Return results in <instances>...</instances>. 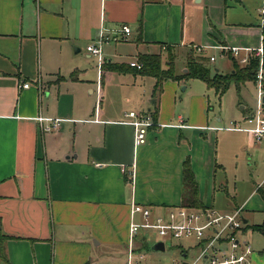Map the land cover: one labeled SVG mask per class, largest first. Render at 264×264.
Listing matches in <instances>:
<instances>
[{
  "label": "crops",
  "instance_id": "obj_1",
  "mask_svg": "<svg viewBox=\"0 0 264 264\" xmlns=\"http://www.w3.org/2000/svg\"><path fill=\"white\" fill-rule=\"evenodd\" d=\"M261 11L259 0H0V227L7 237L0 264H128L132 205L150 210L151 221L183 206L187 160L204 208H213L203 194L217 170L225 169L217 163L221 148L234 154L264 150V142L232 129L254 109L242 107L236 120L217 127L221 119L210 123L202 98H195L202 102L200 112L192 102L189 109L177 107L181 84L193 80L165 81L155 95V78L101 73L87 47L104 30L110 40L103 64L125 65L141 55H161L167 46L182 54L199 45L256 49ZM122 26L132 29L124 40L131 38L138 52L129 62L105 53L111 41L120 42ZM80 53L96 67L84 70ZM99 78L103 97L97 109ZM125 93H140V106L131 111L156 115L138 147L119 100ZM41 115L61 119V128L42 134ZM227 132L247 136L220 134ZM158 242L140 232L136 262L173 264L188 255L173 242L180 259L155 258L150 250ZM253 264H264V254L255 252Z\"/></svg>",
  "mask_w": 264,
  "mask_h": 264
},
{
  "label": "rangeland",
  "instance_id": "obj_2",
  "mask_svg": "<svg viewBox=\"0 0 264 264\" xmlns=\"http://www.w3.org/2000/svg\"><path fill=\"white\" fill-rule=\"evenodd\" d=\"M259 3L260 8H264L263 0H259ZM261 19L262 16L259 12V26L261 25ZM115 43L117 42L111 41L110 45L105 49V53H109L113 61L129 62L132 58V55L138 54L131 38H129V40H120L118 44ZM199 46L204 48L202 53L197 52L193 48L191 49L192 55L195 59L200 56L207 58L214 57L216 59V62H209V68L212 77L216 73H220L225 76L232 73L233 57L231 55L223 54V52L217 48L208 49V47L205 45ZM205 50L207 51V55L209 57L206 55ZM181 52L182 51L180 50H171L172 56H174L176 59L175 73L177 76L183 73L182 71L184 70V67H186L187 63V56L190 54L189 51H184L183 54ZM158 53L162 56V68L166 69L169 53L165 50L158 51ZM241 55L244 56L245 53H241ZM78 56H80L79 58L82 60L84 70L91 71L93 66L94 68L96 67L95 61L85 59L84 53H80ZM235 60L237 61V59ZM131 63L141 64L139 59L131 61L129 63L130 67ZM97 66L99 68V65ZM99 81L100 78L98 82L96 81L97 85L95 91L98 90ZM183 87H189V90L183 92ZM258 92V87L253 82L241 85L239 88L235 83H232L229 90L222 97H220L216 94L214 89H209L205 82L193 80L181 84L177 95V107L179 109L181 107H187L189 109V106L192 102L191 106L193 108L195 107L197 112H200L202 102L197 101L195 103V98H202L203 104L205 103L206 105L204 109L206 111L205 114L209 116L210 123L212 122V124L215 123L216 125L217 122L215 120L219 118L221 119L222 123H219L216 126L224 128L228 126L231 121L236 120L238 114H243V111L241 110L242 107H245L248 112L252 109H256L258 105ZM139 95L140 93H135L133 95L130 93H125L121 98H119V100L121 99V107L125 111L129 112H131V110L138 109L140 106V99H138ZM157 95L159 94L157 93ZM166 95L168 98L172 99L173 91L169 88H166ZM97 97L98 95L95 94L96 108H100V105L99 107L97 105ZM126 97L132 99L130 104L125 102ZM245 133L227 132L220 134H222V137L228 135L244 138L247 136V133ZM262 142H264V140ZM262 149H264V144ZM218 151L219 150L216 147V154H218ZM235 151L237 154L231 152V150L227 147L221 148L219 161L217 163L222 165L225 169L223 170L220 168L217 170L215 178H213L212 181L213 185L204 189L203 197L205 200L203 201L207 207H213V209L216 211L225 213H232L239 207H242L244 209L241 215L243 219V231L238 234V238L242 241L249 242L250 246L256 253L264 254V233L259 229H255L264 225V196L262 191H259L262 186L258 188V185H260L262 182L264 185V150L258 151L248 148L247 150L235 149ZM235 156H238V158ZM244 220H246L247 223H244ZM152 237L159 240L156 235H153ZM152 242L153 240H151V244ZM174 246H176V248L182 247L185 249L186 253L188 254V259H191L197 253V249H195L196 242L193 239L178 240L174 242ZM150 253L155 255V258L161 259L171 258L173 256H177L178 259L181 258L180 254H178V252L172 248L171 244H168V247L164 253L158 254L152 249L150 250ZM136 260L137 259L134 258V261ZM138 262L141 264L143 261L141 262L139 258Z\"/></svg>",
  "mask_w": 264,
  "mask_h": 264
},
{
  "label": "built area",
  "instance_id": "obj_3",
  "mask_svg": "<svg viewBox=\"0 0 264 264\" xmlns=\"http://www.w3.org/2000/svg\"><path fill=\"white\" fill-rule=\"evenodd\" d=\"M261 16L260 28L262 33L258 48L219 47L223 53L227 52L234 59H237L242 66L248 64L253 55V57L260 58L256 82L259 90L258 105L249 116L232 124V129L247 132L258 144L264 140V8H262ZM131 33L132 29L129 26H122L116 33V38L123 40L130 37ZM109 40L110 38L102 30L100 39L87 47V52L98 59L100 70L104 62L103 46ZM193 49L200 53L204 51L201 46H194ZM242 52H245L244 56L241 55ZM215 61L214 57L210 58V62ZM130 65L138 70L142 69L141 64L131 63ZM29 87V83L22 86L23 89ZM96 94L98 95L97 105L99 107L103 97L102 79L98 83ZM125 117L131 121L134 128L135 145L138 147L145 144L149 130L155 126L152 115L131 111L126 113ZM37 123L42 134L53 133L61 128L62 120L46 118L41 115L37 118ZM242 212L243 208H238L232 213H225L213 208L192 209L179 206L170 209L166 216H159L151 221L150 210L133 204L131 207L128 264H139V262L134 261V255L136 251L135 241L140 232L144 233L147 239L156 235L159 242H163L165 247L181 239H193L196 242L197 253L191 259H188V255H186L182 261L173 264H253L255 251L249 242L238 238V234L243 231ZM137 215H142L144 221L139 222L136 218Z\"/></svg>",
  "mask_w": 264,
  "mask_h": 264
},
{
  "label": "trees",
  "instance_id": "obj_4",
  "mask_svg": "<svg viewBox=\"0 0 264 264\" xmlns=\"http://www.w3.org/2000/svg\"><path fill=\"white\" fill-rule=\"evenodd\" d=\"M166 49L169 53L166 69L162 68L161 55L148 54L139 56V60L142 65V69L140 70L125 64L104 63L101 67V73L106 71H112L117 73H132L141 76L153 77L156 79V86L154 92L155 95L157 93H161L163 83L168 80H200L205 82L209 89H214L216 91V94L220 97H222L229 90L230 85L232 83H235L239 88L241 85H244L248 82H253L255 84L257 82V75L260 68V58L258 57H250L248 64L244 66L240 65L238 61L232 58L233 71L230 75L225 76L220 73H216L212 77L209 68L210 58L200 56L195 59L192 55L191 50L190 54L187 56V72L177 76L175 73L176 59L174 56H172L171 53V50H173L174 48H172L171 46H167ZM153 119L154 121H156V115L153 116ZM183 178L185 184L183 206L192 209L204 208V205L202 204L199 198V188L189 160L185 162ZM259 191H262V194L264 196V185L259 189ZM255 229H259L264 233V225L259 226V228ZM6 239L7 237L3 235L0 227V258L4 257L3 242Z\"/></svg>",
  "mask_w": 264,
  "mask_h": 264
},
{
  "label": "water",
  "instance_id": "obj_5",
  "mask_svg": "<svg viewBox=\"0 0 264 264\" xmlns=\"http://www.w3.org/2000/svg\"><path fill=\"white\" fill-rule=\"evenodd\" d=\"M185 72H187V70H185ZM263 102H264V96H263ZM152 103H155V100H153ZM244 223H247V222L244 221ZM154 250L157 251V252H165V245H164V243L163 242H158L155 245ZM185 257H186V255H185Z\"/></svg>",
  "mask_w": 264,
  "mask_h": 264
}]
</instances>
